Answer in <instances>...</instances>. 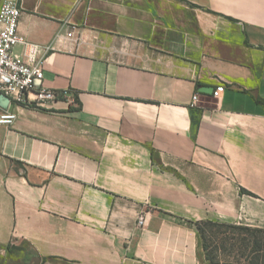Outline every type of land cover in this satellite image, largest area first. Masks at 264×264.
I'll list each match as a JSON object with an SVG mask.
<instances>
[{
    "label": "crops",
    "instance_id": "crops-1",
    "mask_svg": "<svg viewBox=\"0 0 264 264\" xmlns=\"http://www.w3.org/2000/svg\"><path fill=\"white\" fill-rule=\"evenodd\" d=\"M10 1L58 96L0 105V264H209L195 222L264 228V0Z\"/></svg>",
    "mask_w": 264,
    "mask_h": 264
},
{
    "label": "built area",
    "instance_id": "built-area-1",
    "mask_svg": "<svg viewBox=\"0 0 264 264\" xmlns=\"http://www.w3.org/2000/svg\"><path fill=\"white\" fill-rule=\"evenodd\" d=\"M20 16L21 8L16 2L5 0L0 5V92L15 103L42 104L55 99L58 93L35 85V80L43 77L44 60L39 56V45L18 33ZM72 35V31L67 33L69 37ZM18 46H21L20 51L16 50ZM222 91V87H218L215 93ZM30 93L34 97H30ZM197 100L198 95L193 94L192 102ZM14 119V113H0V124L9 125ZM148 217L149 211H142L137 218V227L144 228Z\"/></svg>",
    "mask_w": 264,
    "mask_h": 264
},
{
    "label": "rangeland",
    "instance_id": "rangeland-1",
    "mask_svg": "<svg viewBox=\"0 0 264 264\" xmlns=\"http://www.w3.org/2000/svg\"><path fill=\"white\" fill-rule=\"evenodd\" d=\"M205 232L207 252L211 264L249 261L248 254L251 248L245 249L241 247L239 238H241L242 234H239L237 230L207 227Z\"/></svg>",
    "mask_w": 264,
    "mask_h": 264
},
{
    "label": "trees",
    "instance_id": "trees-1",
    "mask_svg": "<svg viewBox=\"0 0 264 264\" xmlns=\"http://www.w3.org/2000/svg\"><path fill=\"white\" fill-rule=\"evenodd\" d=\"M194 224L201 235L203 241V247L208 259H209V255L207 252L208 248L206 243L205 230L207 227H217V228L237 230L239 234H242L241 238H239L241 242V247L245 249L251 248L248 254L249 261L235 262L229 264H264V228L218 223L212 221H201V222H195ZM209 264H211L210 259H209Z\"/></svg>",
    "mask_w": 264,
    "mask_h": 264
},
{
    "label": "water",
    "instance_id": "water-1",
    "mask_svg": "<svg viewBox=\"0 0 264 264\" xmlns=\"http://www.w3.org/2000/svg\"><path fill=\"white\" fill-rule=\"evenodd\" d=\"M9 102V98L0 92V105L5 107Z\"/></svg>",
    "mask_w": 264,
    "mask_h": 264
}]
</instances>
